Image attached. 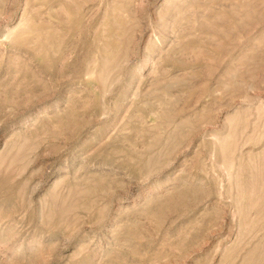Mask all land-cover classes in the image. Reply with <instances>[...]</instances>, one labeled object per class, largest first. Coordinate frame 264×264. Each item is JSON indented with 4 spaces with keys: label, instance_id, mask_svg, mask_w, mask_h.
<instances>
[{
    "label": "rangeland",
    "instance_id": "obj_1",
    "mask_svg": "<svg viewBox=\"0 0 264 264\" xmlns=\"http://www.w3.org/2000/svg\"><path fill=\"white\" fill-rule=\"evenodd\" d=\"M0 264H264V0H0Z\"/></svg>",
    "mask_w": 264,
    "mask_h": 264
}]
</instances>
